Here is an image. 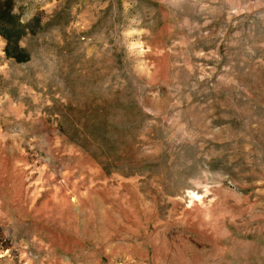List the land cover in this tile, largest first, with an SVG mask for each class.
I'll list each match as a JSON object with an SVG mask.
<instances>
[{
  "label": "rangeland",
  "instance_id": "1",
  "mask_svg": "<svg viewBox=\"0 0 264 264\" xmlns=\"http://www.w3.org/2000/svg\"><path fill=\"white\" fill-rule=\"evenodd\" d=\"M0 264H264V0H0Z\"/></svg>",
  "mask_w": 264,
  "mask_h": 264
},
{
  "label": "trees",
  "instance_id": "2",
  "mask_svg": "<svg viewBox=\"0 0 264 264\" xmlns=\"http://www.w3.org/2000/svg\"><path fill=\"white\" fill-rule=\"evenodd\" d=\"M1 29H3V28H1ZM2 33H5V32H2Z\"/></svg>",
  "mask_w": 264,
  "mask_h": 264
}]
</instances>
